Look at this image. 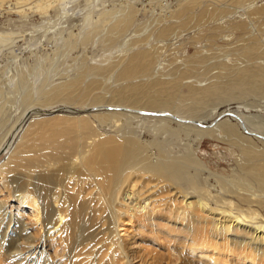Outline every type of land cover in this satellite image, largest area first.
Returning <instances> with one entry per match:
<instances>
[{"label": "bare ground", "instance_id": "bare-ground-1", "mask_svg": "<svg viewBox=\"0 0 264 264\" xmlns=\"http://www.w3.org/2000/svg\"><path fill=\"white\" fill-rule=\"evenodd\" d=\"M65 2L0 0V15L48 14L61 3L68 20ZM136 7L88 13L78 32L67 31L64 58L79 47L107 50L102 58L74 56L64 72L50 68L36 92L22 73L0 79V264H49L47 248L60 246H73L71 264H82L78 248L95 225L85 211L93 209L110 264H170L172 253L173 264H264V120L208 111L213 101L264 100V0H179L144 26ZM15 38L0 33V45ZM59 52L51 50L46 67ZM227 114L241 132L223 130ZM250 116L262 133L248 128ZM135 119L188 139L185 153L139 138L129 129ZM96 123L116 125L104 133ZM222 134L234 148L218 156L232 160L228 168L196 151ZM156 218L166 225L146 224ZM132 220L135 233L126 236ZM141 242L157 245L141 251Z\"/></svg>", "mask_w": 264, "mask_h": 264}, {"label": "rangeland", "instance_id": "rangeland-1", "mask_svg": "<svg viewBox=\"0 0 264 264\" xmlns=\"http://www.w3.org/2000/svg\"><path fill=\"white\" fill-rule=\"evenodd\" d=\"M11 1L13 2V0ZM122 2H128L132 5L137 6L136 8L139 10L137 14V22L139 25L142 26L143 24L144 26V24L147 23L149 19L155 18L157 14L160 15L165 10L166 11L171 10L170 8L173 9L179 3V0H66L64 4H67L68 6L67 11L69 12V17H70V19L68 20H65L64 16H61L62 15V11L60 9V7L62 6L61 3L57 4V6L50 8L48 14L35 12L31 10L29 11H20L18 9L13 10V11L6 10L3 12V15H0V33L13 34V37H16V38L14 39L15 43L12 45L5 46V47L0 45V79L1 80H12L13 78L17 79L21 76L20 73H22L24 74L27 80H30L31 82L35 84L34 92H36L37 81L38 80L41 81L42 79L49 76L50 72L48 73V71H50V68L51 70L57 69L59 70L60 73H62L64 72L66 68L65 65L68 64L67 62L68 59L71 60L72 57L74 56H80L79 58H81L85 54L86 55L89 54L88 55L89 60L94 57H95V60L102 58V56L108 54V51L105 49L94 51L93 47H85V48L79 47L76 50H74L69 55V57L64 58L65 55L68 53L69 46L65 45L63 43V40L66 36L67 31L72 30L73 32H78L80 30V27L82 26V21L85 15H87L88 13L90 14L92 12L91 13L92 15H96L97 13L103 10L111 8L112 5L118 6ZM226 4L228 3H225V5ZM167 7L168 9H166ZM55 46H59L60 48V52L58 53L60 54L58 55L59 59H56L57 57L53 59L54 55L52 54L51 55L52 60H51V65H50L51 67L49 66L46 67L45 66L46 60L44 59L49 56L51 50L55 49ZM189 50H191L189 51V55L192 54L193 51H195V49L191 47H189ZM219 78L222 80H226L228 78V75L223 76V77L220 76ZM35 79H37L36 83H35ZM255 97L256 96H252V97L250 96V97L244 98L243 100H233L228 103L226 101L225 102L223 101L222 103L220 101H213L212 107L208 108V111L211 112L217 109L218 113L220 114L224 110L230 109L232 111L233 110L240 111V112L242 111L241 115H244V117L246 116L248 117L249 115H252V114L253 116L259 115V120L257 119L256 120L259 121V124H260V122L264 120V100L261 99L260 97H257V98ZM244 106H248V107L245 108ZM226 113H231V112L227 111ZM218 118L219 117L207 118L206 123L204 124L211 125L212 123L217 121ZM253 120L255 121L253 117L252 119L246 120V124L248 128L258 133H262L260 130H258L255 127L256 125L254 126ZM218 122H225V124L222 125L223 130L227 129L231 132H236V131L241 132L242 131V130H239L238 128L239 120L234 118L233 116H230V115L228 116V114L227 116L220 118ZM250 122L252 123L249 124ZM262 122L260 125L264 126V122L263 124ZM97 125L98 124L96 123L95 126L100 131L104 133H111L115 129L114 126L116 124L111 125V126H102V127L101 125H98V126ZM131 126L129 127V129L133 128V131H136L139 138H145L147 140H150V139L152 140V139L157 138V140L161 142H165L166 145L169 147H173L175 145L176 148L173 149V154L179 155V154L185 153L184 148H185V145L188 139L176 138L174 135L172 136L168 132L161 133L159 130V125H157L155 121H150L148 119H145V120L135 119L133 120V123ZM243 133L245 134L246 132L244 131ZM222 135H219L216 137H205L203 141L196 147V151L203 161L207 163L210 162L211 164H214V165L218 164L221 167L223 166V167L228 168V165L232 164V160L230 159L226 162L221 161V160H218V156L220 154H224L226 156L228 154L230 156L231 149L234 150V148H233L232 143H230L227 140L226 136L225 135L222 136ZM0 160H1V157H0ZM200 182H203V181L200 180ZM92 195L93 193L88 192L84 194L83 196L81 195V199L83 201L89 200L90 199L89 197H91ZM88 211L89 210H86L85 212L87 214L90 213L92 216V219L95 221L91 226H93L94 224L96 226L94 225L95 227L93 226V228L92 227L89 228L90 237L86 238L87 243H85V245L80 244L78 248V250H80L81 257L82 256L85 257L84 259H81V260H83L82 262L84 264H110V253L108 249L106 248L104 249V246L102 244L103 236L101 234V231L105 228V226L102 225L101 223L96 222L98 221V218L100 217L101 212H98L96 210L94 211V209H93V213L91 211L89 212ZM95 212L97 213L96 215H95ZM159 213L157 211L156 215L157 214H158L157 216L163 215L165 214V211L161 212L160 214ZM124 222L126 223H124L125 226L123 228H125L124 230L128 231L126 232L127 234L126 236H133L135 233V226L133 227L134 221L132 220L130 222L129 221H124ZM150 223L151 224L153 223L155 225L157 224V226L166 225V222L165 221L162 222V219L160 218H156V221H151V222L148 221V223L146 224L149 225ZM157 226H154V228ZM163 229L165 230V228ZM136 232L138 233V231ZM123 233L124 232H122L121 235ZM131 233H133V235H130ZM151 243L152 242L139 243L141 245V251L144 249V247L145 248L149 247L148 245H151L153 247L157 245L156 243H152V244ZM37 244H39V246H42V244L40 245V242H38ZM37 244H35L34 247H32V248H35L36 252L40 250L38 249V247H35ZM151 246L149 248H151ZM60 247L62 250L64 248V250L63 251L59 250V252L57 251L56 253L52 247L47 248L48 252H46V254H48L47 260L49 261V264H71L70 259L72 256H74L75 254L74 251L76 250L74 249L73 246H68L69 248L67 246L66 247L60 246ZM149 248H147L148 251H149ZM153 252L154 254L158 253L156 249ZM172 254L169 258L170 264H173L172 262L175 261V257Z\"/></svg>", "mask_w": 264, "mask_h": 264}]
</instances>
